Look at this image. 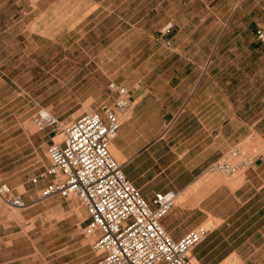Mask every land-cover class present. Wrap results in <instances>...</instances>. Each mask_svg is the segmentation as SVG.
<instances>
[{"label":"crops","instance_id":"crops-1","mask_svg":"<svg viewBox=\"0 0 264 264\" xmlns=\"http://www.w3.org/2000/svg\"><path fill=\"white\" fill-rule=\"evenodd\" d=\"M87 2L85 14L104 21L146 17L139 37L148 54L113 79L132 101L111 143L129 179L149 201L177 193L162 219L174 239L212 223L191 252L194 264H264V157L239 181L198 188L211 163L252 135L264 139V44L256 38L264 0ZM169 22L172 32L161 38Z\"/></svg>","mask_w":264,"mask_h":264},{"label":"rangeland","instance_id":"rangeland-1","mask_svg":"<svg viewBox=\"0 0 264 264\" xmlns=\"http://www.w3.org/2000/svg\"><path fill=\"white\" fill-rule=\"evenodd\" d=\"M88 5L87 0H0V173L30 203L17 209L0 201L1 261L90 264L97 259L95 238L84 232L88 212L81 201L61 195L40 201L44 182L30 181L50 165L51 140L37 130L34 113L46 108L65 125L86 111L101 112L103 103L114 100L110 81L125 76L131 58L149 52L140 46L145 16L104 21L97 12L87 16ZM54 138L60 142L63 136ZM240 144L250 155L264 157L260 135ZM246 168L231 177L207 173L198 188L239 181Z\"/></svg>","mask_w":264,"mask_h":264},{"label":"built area","instance_id":"built-area-1","mask_svg":"<svg viewBox=\"0 0 264 264\" xmlns=\"http://www.w3.org/2000/svg\"><path fill=\"white\" fill-rule=\"evenodd\" d=\"M173 27L169 22L164 34ZM256 38L264 44V26H258ZM108 88L114 96L112 103H103L101 112L86 111L66 125L46 108L34 113L37 130L46 131L51 140L50 165L30 178L35 185L44 182L38 200L61 195L81 201L88 212L84 232L95 238L92 247L97 259L90 264H194L191 252L210 227L199 225L176 240L163 226L162 219L175 207L178 195L173 190L159 191L149 201L125 173L111 143L122 124L121 114L132 107L130 90L114 80ZM51 133L62 134V140L57 142ZM259 158L239 143L211 163L207 173L231 177ZM0 201L10 208L30 207L23 193L15 191L1 173Z\"/></svg>","mask_w":264,"mask_h":264},{"label":"bare ground","instance_id":"bare-ground-1","mask_svg":"<svg viewBox=\"0 0 264 264\" xmlns=\"http://www.w3.org/2000/svg\"><path fill=\"white\" fill-rule=\"evenodd\" d=\"M65 125H66V124H65ZM61 135H62V134H61ZM62 136H63V135H62ZM258 144H259V143H258ZM261 144H262V143H261ZM111 151H114V152L116 151L113 145H112V150H111Z\"/></svg>","mask_w":264,"mask_h":264},{"label":"water","instance_id":"water-1","mask_svg":"<svg viewBox=\"0 0 264 264\" xmlns=\"http://www.w3.org/2000/svg\"><path fill=\"white\" fill-rule=\"evenodd\" d=\"M51 135L53 136V135H54V133H51ZM259 163H261V162L259 161Z\"/></svg>","mask_w":264,"mask_h":264}]
</instances>
